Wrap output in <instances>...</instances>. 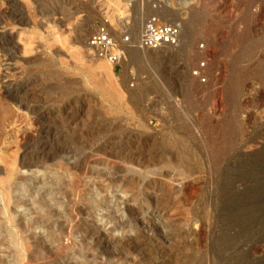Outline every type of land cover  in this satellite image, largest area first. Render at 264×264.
<instances>
[{"label":"rangeland","instance_id":"374dc122","mask_svg":"<svg viewBox=\"0 0 264 264\" xmlns=\"http://www.w3.org/2000/svg\"><path fill=\"white\" fill-rule=\"evenodd\" d=\"M151 15L181 22L177 46L114 67L87 45L102 22L134 42ZM263 38L264 0H0V264H264ZM41 130L53 155L20 167ZM74 200L96 240L69 233Z\"/></svg>","mask_w":264,"mask_h":264},{"label":"bare ground","instance_id":"6f19581e","mask_svg":"<svg viewBox=\"0 0 264 264\" xmlns=\"http://www.w3.org/2000/svg\"><path fill=\"white\" fill-rule=\"evenodd\" d=\"M168 15H167V13H162V18H164V17H167ZM259 38V37H258ZM257 39V38H256ZM264 39V38H263ZM257 41V40H256ZM259 41V40H258ZM263 41V40H262ZM250 42V41H249ZM261 42V41H260ZM255 43V42H254ZM258 42H256V44H257ZM260 44V43H259ZM263 44H264V42H263ZM169 47H171L170 45L169 46H167L166 45V49L167 48H169ZM161 48V47H160ZM156 49H158V48H156ZM162 49H163V47H162ZM9 52V51H8ZM154 52H156L155 51V49H154ZM12 56V55H11ZM10 56V57H11ZM257 60V59H256ZM123 61V60H122ZM262 64V63H261ZM256 68V67H255ZM240 68H238V70H239ZM246 70V69H245ZM249 70V69H248ZM242 71V70H241ZM250 71V70H249ZM252 74V73H251ZM244 75V74H243ZM255 76V75H254ZM230 79V78H229ZM248 79V78H247ZM236 84V83H235ZM235 84L233 85V86H235ZM229 86V85H228ZM237 87V86H236ZM23 88H24V86H23ZM27 88V87H26ZM233 88H235V87H233ZM240 90V89H239ZM24 91V90H23ZM26 91V90H25ZM238 91V90H237ZM26 93V92H25ZM233 93V92H232ZM20 98V97H19ZM37 102V101H36ZM71 115V114H70ZM64 118V117H63ZM43 127V126H42ZM50 127V126H49ZM45 128V127H44ZM47 128V127H46ZM55 132V131H54ZM37 134H39V137L37 138V140L39 139V141L40 140H42V142H40L39 143V141H36L35 142V144H34V148L37 150L36 151V155H37V157L36 158H34V160L32 159V161H30V162H26V161H21L20 163H19V166L20 167H26V168H31V167H36V168H41L42 166H43V163L46 161V159H49L50 158V155L52 154V145H51V143H53L52 141H53V137H51V134H53V133H51V131H49V130H41V131H39ZM55 134H56V132H55ZM37 137V136H36ZM36 137L35 138H33V139H36ZM55 140V139H54ZM30 144H32V143H30ZM101 146V145H100ZM33 149V148H32ZM54 149V148H53ZM56 149V148H55ZM97 150V149H96ZM34 151V150H33ZM94 152V151H93ZM92 152V153H93ZM98 152V151H97ZM96 152V153H97ZM107 152V151H106ZM53 155V154H52ZM51 155V156H52ZM101 155H102V152H101ZM110 155V154H109ZM83 156H85V155H83ZM90 156V155H89ZM99 156V155H98ZM117 156V155H116ZM100 157V156H99ZM102 157H104V155H102ZM106 157V156H105ZM104 157V158H105ZM78 158H79V156H78ZM92 158V157H91ZM81 159H83V163H84V165L82 166V169H84V171L85 172H87L88 171V168H89V163L87 162L88 161V158H81ZM80 159V160H81ZM74 161L73 162H71V164H69L68 163V166L69 167H73V166H76V165H78L79 164V162H81V161H77V158H75V159H73ZM96 160V159H95ZM94 160V161H95ZM94 163H100L99 161L97 162V161H95ZM93 163V164H94ZM73 164H75V165H73ZM97 174H98V176L99 177H105V178H107L108 176H109V174L110 173H104V172H102V171H100V172H97ZM57 178H61L60 176H58ZM116 179V177H111V178H109V181L110 182H113L114 180ZM40 180V179H39ZM23 181H24V179H23ZM24 182H26V181H24ZM33 190L31 191L32 192V194L36 191V189L35 188H37L38 186H39V183H41L42 184V182L41 181H37V180H33ZM147 184H149V183H147ZM145 185V186H148V185ZM21 186H23L24 185V183L22 184H20ZM78 186V185H77ZM16 189V188H15ZM38 189V188H37ZM26 190V189H25ZM29 192H30V189L28 190ZM52 192V190H50V189H48V190H44L43 191V193L41 194V196H46V195H48L49 193H51ZM79 194L80 193H78L77 195L79 196ZM40 199V198H39ZM46 199V198H45ZM151 199V198H150ZM98 201V200H97ZM96 201V202H97ZM100 201V200H99ZM98 201V202H99ZM34 202H36V201H34ZM38 202H39V200H38ZM40 202H41V200H40ZM43 202V201H42ZM150 202V201H149ZM33 203V202H32ZM148 203V202H147ZM34 205L36 204V203H33ZM150 204V203H149ZM37 205H38V203H37ZM38 207V206H37ZM49 208V207H48ZM48 208H45V206H44V208L43 207H38V208H34V209H37L38 210V217L39 216H46L48 219L47 220H42V219H39L38 217H37V219L35 218V220L34 221H31L30 222V225L31 226H37V228H42V229H44V230H46V231H48L49 233H52L51 231H53L54 230V228H56L58 225H60L58 222H56L54 219H52L51 218V212H49V210L50 209H48ZM69 208H71V211H70V213H69V217L67 218V223L69 224L68 225V227H69V233L72 231H74L73 233H75V231H78L79 229H80V227H79V225H80V223L79 222H81V221H86V219H85V217L87 216L86 215V213H87V211L89 210V208L86 206V205H84V204H79V202H78V200H74L72 203H71V206L69 207ZM155 208V207H154ZM70 210V209H69ZM9 213V212H8ZM112 212H106V213H104V214H102L101 215V217H100V220L101 221H111L112 219H115L116 220V223H114L115 224V227H114V229L115 228H117V227H119L120 226V222H119V220L118 219H116L115 217H113L112 216V214H111ZM128 214V216L130 217V214H131V212H127ZM10 214H8V217H7V219L10 221V223H11V225L13 224L12 223V220H11V217L9 216ZM132 216V215H131ZM24 217V216H23ZM127 218L128 220H131V218L132 217H130V218ZM133 219V218H132ZM88 220V219H87ZM132 221V220H131ZM133 221H134V219H133ZM123 222V221H122ZM126 222L127 223H129L127 220H126ZM126 222H123V223H126ZM85 224V223H84ZM28 225V227H31V226H29V223L27 224ZM59 227V226H58ZM113 229V230H114ZM85 233H84V236L85 237H91V238H93L94 237V239L96 240L98 237H96V235L98 236V235H101L100 233H99V225L96 223V222H94V221H90V223H88L87 224V221H86V226H85ZM111 231H112V229H110ZM111 231L109 232V233H111ZM28 232V231H27ZM68 233V234H69ZM99 233V234H98ZM28 234H30V233H28ZM68 234H66V235H68ZM70 236V235H69ZM124 237V236H123ZM122 236H120V237H112L113 239H118V240H120V239H122L123 238ZM14 238V235H13V233H12V231L9 229V228H7L6 226H4V225H2V224H0V242L1 241H4L5 243L7 242L8 243V245L10 244L11 245V243H13V239ZM30 238H32V239H34L33 241H36L37 243H39V242H41V240H42V238H43V235H32L31 234V236H30ZM41 244H42V242H41ZM7 245V246H8ZM39 245V244H38ZM37 247H41V245L40 246H37ZM42 249L44 250V251H46V252H48L49 253V249L50 248H47V247H42ZM42 252V251H41ZM53 255V254H52ZM50 256V255H49ZM54 259V258H53Z\"/></svg>","mask_w":264,"mask_h":264},{"label":"built area","instance_id":"2783aa9c","mask_svg":"<svg viewBox=\"0 0 264 264\" xmlns=\"http://www.w3.org/2000/svg\"><path fill=\"white\" fill-rule=\"evenodd\" d=\"M181 29V22L178 20L165 22L151 15L145 20L137 39L132 42L127 35L115 38L107 23L102 22L89 33L87 45L98 58L116 67L124 60L129 48L156 49L166 45L177 46ZM198 70H193L196 77L199 76Z\"/></svg>","mask_w":264,"mask_h":264}]
</instances>
